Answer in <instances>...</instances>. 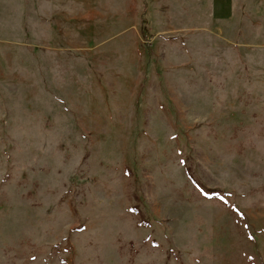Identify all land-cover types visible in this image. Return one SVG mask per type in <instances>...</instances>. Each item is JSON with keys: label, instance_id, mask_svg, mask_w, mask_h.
Wrapping results in <instances>:
<instances>
[{"label": "rangeland", "instance_id": "374dc122", "mask_svg": "<svg viewBox=\"0 0 264 264\" xmlns=\"http://www.w3.org/2000/svg\"><path fill=\"white\" fill-rule=\"evenodd\" d=\"M179 1L0 0V264H264V0Z\"/></svg>", "mask_w": 264, "mask_h": 264}, {"label": "crops", "instance_id": "0c3cea01", "mask_svg": "<svg viewBox=\"0 0 264 264\" xmlns=\"http://www.w3.org/2000/svg\"><path fill=\"white\" fill-rule=\"evenodd\" d=\"M139 1V0H138ZM183 2L190 4L191 0H182ZM201 1V0H200ZM159 2V3H158ZM222 2V0H218V4ZM201 5H198V9L200 10H203V3L204 2H199ZM156 5H159L158 7L155 6ZM143 7H144V10H143V13L144 15L146 14L147 11H149L151 14L152 13H155L156 10L160 9L162 14H163V17H165L167 19V25H177L178 21H177V17L180 15V18H184L186 17V14L184 12V6L180 3L179 0H143ZM141 8H139L138 10V14L140 15L141 14ZM155 15V14H153ZM201 21H202V25H199L198 27H200L201 29V32H209L210 31V23H209V18L207 16V18H204V12L201 11ZM157 32H163L165 33L166 30H159ZM131 35V36H130ZM129 35V43L126 44V38H127V34H123L122 33V40H124V43H123V46L127 48V51H131V52H135L137 50L136 46H137V42L139 41V39L137 38V35L135 34H130ZM171 45V44H169ZM175 46H173L171 49H174ZM136 53V52H135ZM101 57V55H100ZM102 57L105 58V68H106V77L105 78V83H109V73L111 74V77H110V80H113L114 83L118 82L119 80L114 76V72H119V70H114V67L110 66L109 65V53H106L105 55L102 54ZM100 59H97L95 61H99ZM133 64H134V60H133ZM112 68H110V67ZM99 69H103L102 66H99ZM139 71V70H138ZM108 72V73H107ZM117 74V73H115ZM137 77L134 76L133 78H129V81L131 82L132 80L134 81ZM118 80V81H117ZM127 84V89H126V92L124 93L125 96H128V99L129 97H134L135 95V87L131 88L132 85L130 84ZM139 84V82H138ZM109 85V84H108ZM107 85V86H108ZM107 86H106V89H107ZM109 100H112V99H115L118 103H120V100L117 99V97L115 95H109ZM108 97L106 96V99ZM120 104L123 105V103L121 102Z\"/></svg>", "mask_w": 264, "mask_h": 264}, {"label": "trees", "instance_id": "16d2710c", "mask_svg": "<svg viewBox=\"0 0 264 264\" xmlns=\"http://www.w3.org/2000/svg\"><path fill=\"white\" fill-rule=\"evenodd\" d=\"M206 190V189H205ZM207 190H209V189H207Z\"/></svg>", "mask_w": 264, "mask_h": 264}]
</instances>
